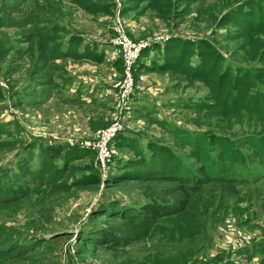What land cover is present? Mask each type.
Wrapping results in <instances>:
<instances>
[{"label":"rangeland","instance_id":"obj_1","mask_svg":"<svg viewBox=\"0 0 264 264\" xmlns=\"http://www.w3.org/2000/svg\"><path fill=\"white\" fill-rule=\"evenodd\" d=\"M87 2L93 11L71 0H0V197L8 191L22 195L16 204L0 206V229L9 247L20 245L26 249L18 258L1 264H149L155 242L126 245L125 239L133 241L134 229L140 225L121 221L123 212L118 209L128 207L136 213L142 204L175 205L170 182H140L131 176L142 167L133 170L129 163H141L143 157H150L149 143L156 142L183 156L191 170L206 158L229 160L232 150L244 154L245 166L238 163L232 171L236 179L250 181L236 185L240 197L246 199L240 204L243 212L240 216L230 214L217 226L212 246L196 264H258L259 257L247 263L249 248L234 251L231 242L242 239L243 233L253 235L254 242L263 241L264 156L255 151L256 138L264 143L259 127L250 124L245 114H222L207 85L190 74L178 70L158 72L151 67L163 52V44L171 39L175 43L179 39L213 41L228 61L245 68L264 67V58L247 55L243 41L222 39L226 29L213 35V26L209 28L204 20L197 23L195 16L191 18L193 14L180 12L182 4L175 3L176 10L163 20L147 0ZM46 27L52 29L50 35L62 39V44L74 37L95 54L82 60L56 58L41 62L49 49L39 50L34 36ZM119 40L130 41L134 49L144 45L131 59L134 65L130 71L124 47L115 45ZM35 69H39L37 76H33ZM75 73L91 81L99 76L102 85L114 82V87L96 91L98 96L90 98L92 107L82 105L77 112L70 109L76 116L68 118L66 107L53 95L61 93L66 79ZM45 74L47 79L53 78L52 85L44 79ZM89 110L98 113L87 119ZM98 126L97 131L92 129ZM115 126L121 128L108 143L110 156L104 164L98 144ZM124 137L134 142L133 149L122 144ZM212 140L217 141L214 146L209 144ZM190 144L208 146L212 152L199 146L195 150ZM48 148L82 150L79 159L68 152L69 156H62L57 163L67 165L69 161L70 166H79L81 169L68 183H83L68 192L48 184L42 169L58 171L55 162L41 155ZM245 221L247 226L242 225ZM108 229L120 235V240L95 243ZM93 239L94 243L90 241Z\"/></svg>","mask_w":264,"mask_h":264},{"label":"trees","instance_id":"obj_2","mask_svg":"<svg viewBox=\"0 0 264 264\" xmlns=\"http://www.w3.org/2000/svg\"><path fill=\"white\" fill-rule=\"evenodd\" d=\"M100 1L105 3L111 0ZM147 1L150 8L163 20L167 18V13L176 10L175 3L182 4L180 12L184 15L193 14L191 18L195 16L194 19L197 23L204 20L206 26L209 28L213 26V35L220 29H226L227 33L223 35L222 39L243 41L245 43L243 48L247 55H260L264 58V39H261V36H264V0ZM71 2L82 9L93 11L91 10L92 5L87 0H71ZM51 30L47 27L39 29L40 34L34 36V40L37 39L40 44L39 50L49 49L46 54V57L49 58L45 57L40 60L41 62L56 58L80 60L91 57L92 52L95 54L90 48L80 45L74 37H70L62 44V39L57 40L55 36L50 35ZM61 36L63 37V35ZM30 38L32 39V35ZM174 41L171 39L163 44L161 49L164 50L157 59L160 61H154L155 65L151 67L152 70L158 72L178 70L204 82L211 92V97L218 103L217 109L222 114L228 112L245 114L249 118L248 122L257 125L259 127L257 130H260L259 133L264 137V67L245 68L228 61L216 48L213 41L203 39H179L176 40V43ZM2 52L4 53V51ZM43 57L44 55L40 56V58ZM40 64L39 66H41ZM38 74L39 69H35L33 76ZM47 83L52 85L53 78L47 79ZM125 138L127 137H124L122 144L125 147L131 146L133 149L134 142L129 143ZM255 140L258 141L255 151L264 156V143L260 139L256 138ZM194 142L196 143V141ZM216 142L212 140L209 144L214 146ZM221 144L223 146L224 143ZM190 145L195 150L199 146L202 150L212 152L207 148L208 146ZM147 150L152 153L150 157H143L141 163L135 161L129 163L133 170L136 166L142 167V171L131 172V176H135L134 178L140 182H170L172 186L169 189L175 198V205L142 204V207L132 205L141 208L136 213L130 212L128 207L119 208L118 210L123 212L120 215L122 217H119L121 221L126 220L130 224L139 222L140 225L134 229L133 241L127 238L125 244L142 241L155 242L152 255L150 252L149 264H196L200 256L212 246L217 226L223 223L230 214L240 216L243 212L240 204L246 203V199L240 197L236 185L247 184L250 181L247 178L236 179L232 171L238 163L245 166V156L239 151L232 150L229 153V160L220 161V159L209 160L206 158V160H201V165L197 169L191 170L190 166L184 163L183 156L178 155L165 144L149 143ZM226 151H223V157ZM68 152H74L77 159L83 154V151L79 149L62 151L61 149L48 148L46 151L44 149L41 151L44 159L52 160L55 162V167H58L56 173L43 168V178L48 184L56 185L61 191L66 192L81 182L68 183L81 169L79 166H70L69 161H67V165L66 163L61 165L57 163L62 156L64 158L69 156ZM261 173L263 174L262 179H264V168L262 167ZM8 193L2 199L0 197V206L16 204V200L22 196L20 194L15 196L12 191H8ZM242 225L247 226L248 222L245 221ZM143 226L144 228H142ZM148 229L151 230V233H148ZM260 230L263 241L254 242V238L248 247L239 252L249 248L251 254L245 259L251 262L259 257L258 264H264V225ZM119 237L120 235H116L115 231L108 229L103 231L102 237L97 239L100 241H95V243L118 242ZM94 240L90 241L94 243ZM7 241V237H4V233L0 229V264L18 258L26 250L20 245L9 247ZM17 241L35 242L37 239H18ZM161 255L162 259H160Z\"/></svg>","mask_w":264,"mask_h":264},{"label":"crops","instance_id":"obj_3","mask_svg":"<svg viewBox=\"0 0 264 264\" xmlns=\"http://www.w3.org/2000/svg\"><path fill=\"white\" fill-rule=\"evenodd\" d=\"M101 48H105L104 46H101ZM100 52V51H99ZM106 53V49L104 50ZM107 54V53H106ZM111 56V55H110ZM82 60V59H80ZM80 73L82 74V71L80 70ZM83 75V74H82ZM75 73V75L72 77H68L66 79L65 84L62 86V92L60 93H54V97L57 95V101L64 107H66L67 112L64 113L68 118H71L72 116H76V113L73 115V111L77 112L79 106L85 105L88 107L93 106V102H91L90 98H93L95 96H98L96 91H100V89L103 87L106 89V86H109V88L114 87V82L113 85L107 84L106 82L104 85L99 81V76L93 77L92 81L89 79H86L85 77H82ZM111 80V77L109 78ZM102 88V89H103ZM67 92V93H65ZM83 92L84 95H83ZM88 92V93H87ZM89 94H92L88 96ZM83 95V96H82ZM52 96V98H53ZM86 103V104H84ZM72 109L73 111H70ZM89 114L86 118L91 119L94 118V113H98V111L94 112L92 110L87 111ZM86 113V114H87ZM91 129V128H90ZM94 131H97L99 129L98 127L92 128Z\"/></svg>","mask_w":264,"mask_h":264},{"label":"built area","instance_id":"obj_4","mask_svg":"<svg viewBox=\"0 0 264 264\" xmlns=\"http://www.w3.org/2000/svg\"><path fill=\"white\" fill-rule=\"evenodd\" d=\"M115 45H122L124 47V57H125L126 67L130 71L131 66L134 65V63H133L134 60L131 61V59H133L134 57L137 56L138 52L144 47V45H138L137 48L134 49L135 48L134 45H132V43L130 41H127V40L116 41ZM133 49H134V51H133ZM129 86H130V83L128 81V83H126V85L124 86V90H125L126 93H128ZM119 128H121V126H119L118 129ZM118 129L115 126L112 130H109L108 132H106L105 135L102 138V141L98 144V148H100V150H101L100 160L104 164L106 163L107 159L110 156V152L108 150V143L113 138L115 132ZM237 232L239 234L241 233L239 230H237ZM241 236H243L242 239L235 240V241L231 242L232 248H233L234 251L241 250L242 248L250 245L253 242V240H254L253 235H251L249 233H243ZM247 263H250V261H247ZM235 264H239V263L237 262Z\"/></svg>","mask_w":264,"mask_h":264}]
</instances>
